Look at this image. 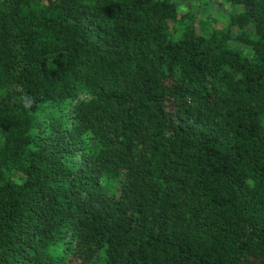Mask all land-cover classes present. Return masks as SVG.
<instances>
[{
    "label": "trees",
    "instance_id": "16d2710c",
    "mask_svg": "<svg viewBox=\"0 0 264 264\" xmlns=\"http://www.w3.org/2000/svg\"><path fill=\"white\" fill-rule=\"evenodd\" d=\"M221 2L0 0V264H264V0Z\"/></svg>",
    "mask_w": 264,
    "mask_h": 264
},
{
    "label": "rangeland",
    "instance_id": "374dc122",
    "mask_svg": "<svg viewBox=\"0 0 264 264\" xmlns=\"http://www.w3.org/2000/svg\"><path fill=\"white\" fill-rule=\"evenodd\" d=\"M180 9L196 14L199 19H213L222 15L239 12V7H233L221 0H178ZM209 20V21H210ZM213 23V22H212Z\"/></svg>",
    "mask_w": 264,
    "mask_h": 264
}]
</instances>
